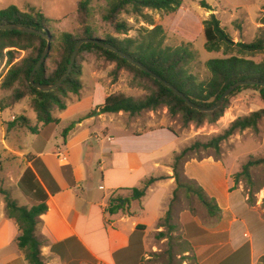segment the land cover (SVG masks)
Returning <instances> with one entry per match:
<instances>
[{"label": "crops", "instance_id": "crops-1", "mask_svg": "<svg viewBox=\"0 0 264 264\" xmlns=\"http://www.w3.org/2000/svg\"><path fill=\"white\" fill-rule=\"evenodd\" d=\"M8 57L9 61L17 60ZM106 96L102 97V102ZM68 108L66 103L63 112ZM87 110H93L92 106ZM107 113L79 114L75 126L60 142L51 140L53 130L61 121L58 116L52 115L58 119L57 123L32 124L37 128L36 133L26 127L7 129V122L21 114H13L4 122L6 136H14L21 130L30 131L34 136L27 152L9 148L16 160L11 167L13 170L2 179L7 187L1 188H12V197L20 205L30 207L32 199L18 185L29 168L46 192L47 210L38 217L35 227L45 264H144L142 256L147 257L148 223L145 215L131 210V202L136 200L140 210L146 212L149 208L155 213L156 231L161 228L157 224L173 199L176 189L171 167L174 151L165 154L161 151V133L176 134L163 126L133 128L134 124L125 120H118L119 127L116 128L112 118L109 125L98 129L97 120L103 121ZM114 114L118 117L123 112ZM207 160L216 164L222 162L212 157L189 160L183 164V170L187 178L193 179L215 199L221 210L220 217H196L189 209L180 211L178 218L182 221L185 238L199 264H224L227 260L235 264L243 248L250 252V264H255L264 255L263 249L262 252L255 250L260 245L258 237L261 234L258 232L264 233L263 212L247 201L242 187L232 189L233 181L226 169L218 182L188 175L191 162ZM150 177L159 178L145 186ZM55 186L58 190L52 191ZM132 188H143L144 195L125 203V207L116 213L108 212L109 199L122 197L123 204ZM151 194L153 199L149 198ZM175 206H178L177 202ZM137 225L144 226L141 239L136 232ZM20 233L15 220L5 212L4 198H0V264H29L17 245ZM245 236L249 241L242 240ZM138 252L139 258H136Z\"/></svg>", "mask_w": 264, "mask_h": 264}, {"label": "trees", "instance_id": "trees-1", "mask_svg": "<svg viewBox=\"0 0 264 264\" xmlns=\"http://www.w3.org/2000/svg\"><path fill=\"white\" fill-rule=\"evenodd\" d=\"M93 2L94 0L78 1L76 7L78 28L75 34L52 31L50 29V19L35 6L28 5V11L20 10L15 5L0 9V25L23 24L43 30L51 37L48 54L34 74V81L36 82L55 83L64 74L76 42L84 40L80 45L67 79L51 91H41L29 83V75L46 47V39L33 33L0 30V50L6 47L29 50L28 54L19 63L12 65L4 76L2 88H12V91L8 101L0 105V108L8 107L21 99L29 97V106L34 111L37 122L44 125L57 123L58 119L54 118L51 113L53 108L65 109V99L68 95L70 93L78 94L82 87L80 53L85 50H94L106 60L114 62L116 70L125 69L133 73L135 77L145 78L153 87L151 92L143 98H134L120 93L109 94L101 104L96 106L95 110L98 113L127 112L129 115L134 116L144 110H155L163 105L166 106L170 115L180 113L183 125L187 126L193 122L198 126L205 120L209 122L218 120L227 108L230 98L245 88L257 90L264 102L263 86L241 85L235 88L218 108L212 111L194 109L161 82L120 57L116 52L103 46V44H109L132 57L135 61L140 62L150 71L171 83L196 105L210 106L217 101L226 88L237 81L258 80L264 82L263 26L258 27V33L253 41L234 42L221 26L216 14L214 12L210 13L203 20L205 49L209 52L222 50L224 54L233 51L235 53L230 54L228 57L208 59L205 65L210 72V77L206 80H198L188 71V64L194 55L193 52L187 45L175 47L165 45V32L162 26L157 24L154 18L147 13V10L174 12L182 5L183 0H105V5L100 12L102 21L108 25L113 33L123 35L121 38L113 36L109 32L100 31L96 27L94 23L96 9H94ZM200 5L211 9L205 1H200ZM262 8L264 9V4ZM121 15H126L127 18H132L137 23L143 22L151 28L139 26L135 29L136 35L131 36L128 32L133 29V25L128 19H122ZM259 23L264 24V11L259 18ZM257 54H262L260 60L253 58ZM48 63L51 64V67L48 66ZM263 114L264 109L252 111L247 116L233 120L228 128L208 141L201 142L197 140L178 151H174L171 167L176 189L173 192V197L177 189L185 188L187 193H194L198 197L211 217H217L216 219H218L221 210L215 199L210 197L197 182L185 176L183 170L185 158L191 151L198 148L213 147L215 152H219L220 142L227 139L236 130L242 131L252 128L257 131L258 122ZM74 126L75 124L71 123L64 128L63 138ZM18 127H26L32 133L37 132L36 126H33L30 120L22 114L7 122L8 130ZM262 164H264V156L250 157L241 165V170L230 176V178L239 181L240 177H243L248 184H252L251 168ZM158 178H148L145 181V186ZM18 185L21 191L29 196L33 202L30 207L20 205L17 199L11 196L9 190L0 188V193L3 194L4 198L5 212L8 217L15 220L21 230L20 235L17 237V244L25 253L28 263L45 264L40 250L41 243L35 234V227L38 217L47 210V194L29 168L22 174ZM56 190H58L57 186L52 189V191ZM131 191V195L124 198L123 204H121L122 197H111L107 208L108 212L116 213L125 207V203H129L133 199H139L144 195L143 188H132ZM253 193L248 192L247 201H251ZM165 216L166 220L169 221L170 209L165 212ZM169 227L170 229L174 228L173 225ZM143 229V225H137L136 232H139L140 239L143 235ZM159 234L163 235L162 232ZM185 239L187 243H190L187 238ZM138 244L141 245L140 240H138ZM183 252L188 251L184 250ZM136 258H139V252L136 253ZM258 260L257 264H260V261L264 260V255L260 256ZM196 264L199 263L196 262Z\"/></svg>", "mask_w": 264, "mask_h": 264}, {"label": "rangeland", "instance_id": "rangeland-1", "mask_svg": "<svg viewBox=\"0 0 264 264\" xmlns=\"http://www.w3.org/2000/svg\"><path fill=\"white\" fill-rule=\"evenodd\" d=\"M78 1L0 0V9L15 5L21 10L28 11L27 4L29 6H35L50 19V29L52 31L55 33L70 32L75 34L78 28L76 12ZM200 1H205L209 4L212 12L220 20L221 26L231 36L234 42H251L258 33V27H264V24L259 23V18L264 11L262 8L264 0H183L182 5L171 13L162 10H147V13L154 18L155 22L162 26L165 32L164 44L172 47L187 45L194 54L188 64V71L198 80H206L210 77V72L205 62L210 58L228 57L230 54H234L235 51L224 54L222 50L209 52L205 49L203 20L212 12L202 7ZM104 5L105 0H94L93 2L94 9H96L94 16L96 27L100 31H106L113 36L121 38L123 35H116L102 21L100 12ZM121 18L128 19L133 25V29L128 32L131 36L136 35L135 29L139 26L151 28V26H147L143 22H134L132 18H127L126 15H121ZM5 49L11 59H17L12 65L19 63L29 52L26 49L6 47L0 50V56ZM261 57L262 54H257L253 58L260 60ZM80 58L82 60V87L78 94L70 93L65 99V103L69 106L68 111L64 113L63 109L53 108L52 115L55 117L58 116L61 121L53 130L51 140L56 139L59 142L62 141L64 128L71 123H75L74 121L78 119L79 114H90V111L97 113L95 110L96 105L102 103V97L106 94L120 93L134 98H143L153 88L151 83L145 78L135 77L133 73L125 69L116 70L114 62L106 60L94 50L82 51ZM48 66L51 67V64L48 63ZM6 73L3 74L2 72L3 77L0 78V105L8 101L12 91V88H2V81ZM91 106L93 110H87ZM260 109H264V102L261 100L258 91L245 88L230 98L223 115L215 122L205 120L198 126L193 122L185 126L183 125L180 113L170 115L166 106L162 105L155 110H144L134 116L129 115L127 112H123L118 117L114 113H107L104 115L103 121L97 120L96 127L99 129L104 125H109L111 118L115 121L113 125L116 128L119 127L118 120L131 122L134 124L132 125L133 128L167 127L176 136L169 135L170 133L167 131L161 133L163 136V140H161V151L165 154L170 151H178L182 147L190 145L197 140L206 142L222 133L236 118L247 116L252 111ZM13 114H24L31 120V124L37 125L35 113L29 107V97L22 99L13 107L0 110V188L7 187V183L2 179L6 173L13 170L11 167L14 164L13 161L16 160L15 157H12L9 148L27 152L31 148L30 141L34 138L33 134L26 130L15 132L14 136H6L4 134V122L10 120ZM260 156H264V114L258 122L257 131H254L252 128H247L242 131L236 130L231 136L220 142L219 152H215L213 147L198 148L191 151L185 160H202L207 157L220 159L222 162L219 164L211 160L191 162L187 168L188 175H193L195 178L199 177L201 179L202 177H208L212 181L218 182L217 179H219L220 175L222 176L223 169L229 171L230 177L240 171L241 165L250 157L257 158ZM251 175L253 180L252 184H248L243 177H240L239 181L231 178L233 181L232 189L238 186L242 187L247 198L248 192H254L251 201L248 202L251 205L257 206L263 212L264 217V164L252 167ZM7 190H9L11 196L14 195L12 188ZM177 190H179L178 193L171 199L167 208V210L170 209V220L168 219L169 221H167L164 214L157 224L158 226L162 224L160 226L161 228H157L156 231L157 220L154 218L155 213H152L149 208L146 212L140 210V203L136 200L131 202V210H138L145 215V221L148 223L146 235L147 257L145 255L142 256L144 264H196L197 262L192 247L186 242L184 227L182 221L178 218V214L184 209H189V213L194 214L196 217L209 218L210 215L194 193H187L185 188H179ZM153 196L151 194L149 198L153 199ZM2 197L3 194L0 193V198ZM176 202L178 206H175ZM170 225H173L174 228L170 229ZM160 232L163 233L162 236L159 234ZM258 233L259 235L261 234L258 237L260 245H257L255 250L262 252V249L264 251V233L262 234V230ZM242 240L249 241L247 236L242 237ZM184 250L188 252H183ZM250 261L251 256L249 250L243 248L235 264H250ZM258 262L259 260L255 264ZM224 264L233 263L231 260H227ZM260 264H264V260L260 261Z\"/></svg>", "mask_w": 264, "mask_h": 264}, {"label": "water", "instance_id": "water-1", "mask_svg": "<svg viewBox=\"0 0 264 264\" xmlns=\"http://www.w3.org/2000/svg\"><path fill=\"white\" fill-rule=\"evenodd\" d=\"M210 12H212L211 9H209ZM0 30H17L20 32H24V33H33V34H38L41 35L43 38L46 39L47 43H46V47L43 50L40 58L38 59V61L35 63L33 69L31 70V73L29 75V83L34 86L36 89L41 90V91H51L53 89H55L56 87H58L64 80L67 79L73 63L75 61V58L77 56L78 50L80 48V45L84 42V40H79L78 42H76L74 49L71 53L70 56V60L68 63V66L64 72V74L53 84H45V83H41V82H36L34 81V74L36 72V70L40 67V65L42 64V62L45 60L48 51H49V47H50V41H51V37L50 35H48L45 31L43 30H38L35 29L33 27L30 26H25L23 24H3L0 25ZM103 46L105 48H108L114 52H116L120 57L126 59L128 62H130L131 64L137 66L138 68H140L141 70H143L144 72L148 73L151 77L155 78L156 80H158L159 82H161L164 86H166L167 88H169L170 90H172L177 96H179L180 98H182L185 103L187 105H189L190 107L200 110V111H212L216 108H218L222 101L229 96V94L238 86L241 85H259V86H263L264 87V82L258 81V80H243V81H237L233 84H231L228 88H226L224 90V92L220 95V97L217 99V101L210 106H200V105H196L195 103L191 102L181 91H179L176 87H174L171 83H169L168 81L164 80L163 78H161L160 76H158L157 74L153 73L152 71H150L146 66H144L143 64H141L138 61H135L132 57L128 56L127 54L117 50L115 47L109 45V44H103ZM122 203V202H121Z\"/></svg>", "mask_w": 264, "mask_h": 264}, {"label": "built area", "instance_id": "built-area-1", "mask_svg": "<svg viewBox=\"0 0 264 264\" xmlns=\"http://www.w3.org/2000/svg\"><path fill=\"white\" fill-rule=\"evenodd\" d=\"M14 61H9L8 52L7 50H3L2 55L0 56V78L3 77V74L8 71V68L13 64ZM7 66V67H6Z\"/></svg>", "mask_w": 264, "mask_h": 264}]
</instances>
